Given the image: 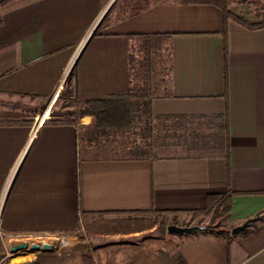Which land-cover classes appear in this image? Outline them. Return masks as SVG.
Listing matches in <instances>:
<instances>
[{"label":"crops","instance_id":"1","mask_svg":"<svg viewBox=\"0 0 264 264\" xmlns=\"http://www.w3.org/2000/svg\"><path fill=\"white\" fill-rule=\"evenodd\" d=\"M135 91L130 143L154 154L85 157L82 102ZM228 190L230 228L264 214V27L178 0L0 3V264H264L260 220L155 232Z\"/></svg>","mask_w":264,"mask_h":264},{"label":"trees","instance_id":"2","mask_svg":"<svg viewBox=\"0 0 264 264\" xmlns=\"http://www.w3.org/2000/svg\"><path fill=\"white\" fill-rule=\"evenodd\" d=\"M183 3H206L219 7L226 20L234 19L242 26L250 29L264 27V6H255L254 20H248L236 15L230 9L234 0H178ZM258 8V9H257ZM225 86L227 88L226 82ZM72 102V101H70ZM84 103V104H83ZM151 103V97L147 99L135 92H122L98 98L86 99L82 102L81 114H91L95 123L82 132V151L86 147L84 156L92 159L106 158H138V156L153 155L150 147H140L130 143L128 135L135 130L137 122ZM146 112V111H145ZM59 121V120H58ZM7 123H15L13 121ZM119 136L123 141H117ZM145 146V145H144ZM80 151V155H81ZM228 157V152H225ZM232 207V192L230 190L220 194L206 196L204 208L190 211L194 215L209 217L203 229L193 231L194 234L205 233L217 237L231 238V228L227 225V219ZM253 221H263L264 214H256ZM180 264H186L181 260Z\"/></svg>","mask_w":264,"mask_h":264},{"label":"rangeland","instance_id":"3","mask_svg":"<svg viewBox=\"0 0 264 264\" xmlns=\"http://www.w3.org/2000/svg\"><path fill=\"white\" fill-rule=\"evenodd\" d=\"M10 0H0V3H5V4H8V2H9ZM235 3H237V5L238 4H240L241 3V5L243 4V6L245 7L244 8V10H242V13H240V15L241 16H243V17H245L246 19H248V20H254L256 17H255V15L253 14L254 12H255V6H264V0H237V2H235ZM259 8V7H258ZM257 8V9H258ZM57 106H52L51 108L52 109H55ZM76 110L77 109H75L74 107H73V109L72 110H68V111H70V113L72 114V115H75V112H76ZM49 114H52V113H49ZM128 137H129V135H128ZM124 137H121L120 139L119 138H117V141H123L122 139H123ZM129 140H131V138H129ZM208 220H209V217H206V221L208 222ZM158 221H160V220H158ZM166 223H168V221H164V222H162V221H160L159 223H158V228H157V230L155 231L156 233H160V234H163L164 235V237L167 239V238H173V239H175L176 237H187L188 235H190V234H192V233H194V232H192V233H190V234H166V226L168 225V224H172V222L171 223H168L167 225H166ZM159 224H160V226H159ZM176 224V223H175ZM183 224H188V223H183V221H179L178 223H177V225H179V226H189V225H183ZM204 224H206V223H204ZM166 225V226H165ZM194 225H202V224H194ZM203 226V225H202ZM199 231V230H198ZM42 238L40 237L38 240H41Z\"/></svg>","mask_w":264,"mask_h":264},{"label":"water","instance_id":"4","mask_svg":"<svg viewBox=\"0 0 264 264\" xmlns=\"http://www.w3.org/2000/svg\"><path fill=\"white\" fill-rule=\"evenodd\" d=\"M252 219L245 220L242 224L234 226L231 228L230 233L231 235L238 234L239 232L245 231L251 222ZM204 226L202 225H189V226H179L177 224H168L166 226V233L167 234H190L193 231H198L203 229ZM28 243L23 242L21 243V248H27ZM30 250H42L44 247L40 244L33 243L29 246Z\"/></svg>","mask_w":264,"mask_h":264},{"label":"built area","instance_id":"5","mask_svg":"<svg viewBox=\"0 0 264 264\" xmlns=\"http://www.w3.org/2000/svg\"><path fill=\"white\" fill-rule=\"evenodd\" d=\"M70 67H71V65H70ZM50 117H51V115L48 114V113L45 111V112H43L41 115L37 116L36 118H37L38 121L42 122V121H45V120H47V119H50Z\"/></svg>","mask_w":264,"mask_h":264},{"label":"bare ground","instance_id":"6","mask_svg":"<svg viewBox=\"0 0 264 264\" xmlns=\"http://www.w3.org/2000/svg\"><path fill=\"white\" fill-rule=\"evenodd\" d=\"M43 123V122H42Z\"/></svg>","mask_w":264,"mask_h":264}]
</instances>
